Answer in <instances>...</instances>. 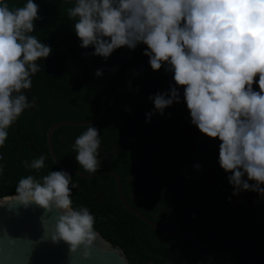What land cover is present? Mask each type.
<instances>
[{
  "label": "trees",
  "instance_id": "obj_1",
  "mask_svg": "<svg viewBox=\"0 0 264 264\" xmlns=\"http://www.w3.org/2000/svg\"><path fill=\"white\" fill-rule=\"evenodd\" d=\"M22 6L26 0H8ZM40 5L42 20L32 33L53 48L46 60L37 63L41 71L32 77L25 90L35 106L26 109L8 129V138L0 147V197L15 194L19 179L37 178L60 168L52 159L46 132L61 120H84L100 109V83L116 60L84 56L83 49L68 19L67 9L75 0H34ZM146 45L135 50L120 48L112 55H124L120 68L106 81L105 110L91 123L100 130L101 166L121 178L126 200L144 215L167 228L189 229L204 216L216 199L231 197L242 213L257 209L249 217L241 216L233 206L218 203L194 234L219 264H264V200L255 192L233 196L227 175L219 166L218 138H209L191 124L183 101L154 114L149 96L168 90L174 84L173 73L164 67L153 71ZM104 69L102 77L94 75ZM137 73H139L137 75ZM258 90V85H254ZM90 126L63 125L52 134L58 159L66 166L84 171L76 162L75 139ZM45 155L40 171L26 168L24 161ZM202 167L197 170L195 164ZM85 172V171H84ZM78 184L72 191L74 207L86 206L96 218L95 229L111 244L122 248L130 264H206L191 242L182 236L166 235L150 227L126 209L118 198L111 175L87 178L72 173ZM195 214V215H193Z\"/></svg>",
  "mask_w": 264,
  "mask_h": 264
},
{
  "label": "clouds",
  "instance_id": "obj_2",
  "mask_svg": "<svg viewBox=\"0 0 264 264\" xmlns=\"http://www.w3.org/2000/svg\"><path fill=\"white\" fill-rule=\"evenodd\" d=\"M39 11L34 0L22 6L0 0V147L8 129L35 106L25 90L41 71L37 61L53 52L32 34L36 21L43 19ZM67 16L79 46L93 49L84 56L107 61L120 48L131 51L146 45L143 55L151 69L164 67L174 81L167 91L149 96L154 107L146 113V123L180 103L183 87L191 124L220 141L218 163L228 174L232 195L250 191L264 200V0H75ZM103 74V68L94 73ZM89 125L72 147L76 162L91 175L102 162L100 130ZM45 160L40 155L23 163L38 172ZM77 187L71 172L52 170L40 178L19 179L12 199L25 208L55 209L58 215L46 236L87 260L99 234L90 209L73 206L72 191ZM17 240L8 237L10 246Z\"/></svg>",
  "mask_w": 264,
  "mask_h": 264
},
{
  "label": "water",
  "instance_id": "obj_3",
  "mask_svg": "<svg viewBox=\"0 0 264 264\" xmlns=\"http://www.w3.org/2000/svg\"><path fill=\"white\" fill-rule=\"evenodd\" d=\"M116 60L115 65L103 77L100 83L101 104L99 112L91 118L84 120H61L51 124L46 132V143L53 161L62 169L73 174L93 178L103 175H111L115 179L117 195L123 206L139 219L147 223L155 230L166 235L182 236L187 238L195 247L206 264H219L210 251L196 237L194 231L208 218L213 207L218 203L230 204L243 217L253 215L257 209L256 200L253 198V210L250 213L239 211L234 202L220 198L214 200L207 208L203 218L189 229L167 228L159 225L140 210L132 206L122 192V183L119 174L113 170L105 169L95 174H88L64 165L57 157L52 143L53 131L63 125H87L100 119L105 110L104 88L107 79L115 73L123 62L124 55H111ZM249 192V191H248ZM15 194L0 197V264H130L121 247L111 244L97 230L98 238L91 248V257L85 260L80 252L69 253L68 245L61 242L54 244L50 235L51 226L54 225L58 215L55 209L47 212L44 209L32 205L25 208L19 202L12 199ZM17 238L15 246H10L8 237Z\"/></svg>",
  "mask_w": 264,
  "mask_h": 264
}]
</instances>
